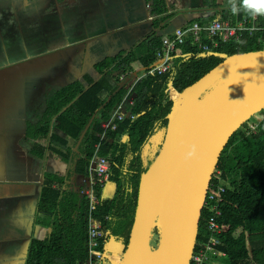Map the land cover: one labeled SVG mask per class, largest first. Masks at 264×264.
Here are the masks:
<instances>
[{
    "label": "trees",
    "instance_id": "16d2710c",
    "mask_svg": "<svg viewBox=\"0 0 264 264\" xmlns=\"http://www.w3.org/2000/svg\"><path fill=\"white\" fill-rule=\"evenodd\" d=\"M57 1L63 3V0ZM210 7L215 10L214 15L199 21L201 28H208L218 17L233 26L253 17L245 9L243 0L238 1L236 13L232 7L221 10L217 9L219 5ZM153 12L156 18L168 15L165 1L154 0ZM257 16V28L264 29V15ZM155 25V30H168L158 23ZM262 34L246 35L230 44L219 43V47L210 53L199 51L188 41L182 48V55L189 54L186 59H174L171 69L162 76L144 78L132 92L133 103L130 99L125 102L129 90L117 74L122 70L126 72L135 62L148 68L155 64L156 54L162 48L156 33L113 57L98 61L93 67L100 76L98 79L85 72L83 81L76 80L52 94L39 126L32 128L29 125L28 137L39 129L35 137L43 145L38 142V156L44 155L45 160L48 151L52 157L66 163L68 170L62 176L49 175L45 181L38 212L43 222L39 220L38 223H43L49 234L43 241H32L25 264H84L88 260V199L79 197L70 185V190L65 189L61 183L73 176L88 179L94 156L110 160L108 185L114 188L115 194L107 198L104 190L97 185L94 187L100 204L93 217L109 236L119 232L131 234L141 179L155 160V157L151 159L155 147L147 148V142L150 139L155 142L159 135H163L164 141L174 107L166 93L168 83L173 82L181 93L226 59L261 52L257 38ZM212 42L205 33L204 43L211 45ZM121 105L124 121L118 122V131L107 132L106 140H102L100 136L105 133L102 124L110 122ZM260 121L255 134L247 133L248 123L234 133L217 165L221 176L215 173L213 177V184L222 185L226 190L222 196V216L218 220L227 229L220 238V250L226 255L224 259H217L220 264H264V117ZM208 217L206 208L200 220L198 246L208 241L205 232ZM160 223L153 233V250L160 241Z\"/></svg>",
    "mask_w": 264,
    "mask_h": 264
},
{
    "label": "crops",
    "instance_id": "0c3cea01",
    "mask_svg": "<svg viewBox=\"0 0 264 264\" xmlns=\"http://www.w3.org/2000/svg\"><path fill=\"white\" fill-rule=\"evenodd\" d=\"M47 1L0 0V264H25L32 241L46 239L49 229L38 223L43 222L38 214L42 189L49 175L62 176L68 170L66 163L48 151L45 160L44 155L38 156V142L43 143L35 137L39 129L28 137V117L33 113L35 119L37 113H44L55 88L83 81L85 72L98 79L93 68L98 61L137 45L153 33L161 39L177 29L199 25L215 11L199 5V0H191L186 12H181V7L173 10V2L164 0L169 13L156 18L154 0H118L121 6L127 4L123 5L126 9L113 5V0L109 8L102 0L100 6L98 0ZM30 11L37 12L40 21L36 24L28 19ZM219 20L224 21L220 17L215 21ZM245 22L257 28L258 16L237 24ZM155 23L168 30H155ZM134 41L137 43L131 46ZM186 56L175 55L171 67L174 59ZM156 64L157 54L152 66ZM149 68L135 62L117 75L130 73L134 77ZM71 180L66 178L61 183L65 189L74 186ZM87 183L88 179L82 177L78 184L86 187ZM80 188L74 190L84 197L79 194ZM130 235L119 232L116 236L120 244L110 249L106 242L108 264H123Z\"/></svg>",
    "mask_w": 264,
    "mask_h": 264
},
{
    "label": "water",
    "instance_id": "95a60500",
    "mask_svg": "<svg viewBox=\"0 0 264 264\" xmlns=\"http://www.w3.org/2000/svg\"><path fill=\"white\" fill-rule=\"evenodd\" d=\"M179 95L161 150L141 179L123 264H191L220 157L234 133L264 109V51L226 59Z\"/></svg>",
    "mask_w": 264,
    "mask_h": 264
},
{
    "label": "built area",
    "instance_id": "2783aa9c",
    "mask_svg": "<svg viewBox=\"0 0 264 264\" xmlns=\"http://www.w3.org/2000/svg\"><path fill=\"white\" fill-rule=\"evenodd\" d=\"M257 32H263V36L257 39V43L264 46V31L253 26H248V23L246 22L233 26L229 21L219 20L213 22L208 28H201L199 25L194 24L189 29H177L171 37L162 35V48L157 53V64L155 66L145 69L146 71L141 75L137 74L134 77H132L130 73L120 75V81L123 82L124 86L129 90L125 102L130 99V102L133 103L134 95H132V92L144 78H147L148 76L158 77L168 72L171 67L172 58L175 55L183 54L182 48L186 46L188 41H191L192 46L198 47L201 52L209 53L211 48L217 49L219 43L230 44L233 41L242 40L246 35L253 37ZM205 33L208 38L213 41L212 47L204 43ZM166 92L169 95V99L175 101L174 94H178V92H176L172 83L167 85ZM122 110L123 106L121 105L111 121L102 124V128H104L105 131V133L100 136L102 140H106L107 132L118 131V122L124 121L125 119ZM252 122L254 123H248L249 125L246 130L248 134L257 133L258 127L261 123L260 120H254ZM110 171L111 162L108 158L94 156L89 166L88 185L79 190V194L87 198L89 202L88 215L86 217L88 236L86 248L88 251V260L84 264H105L108 260L107 254L104 251V246L106 245V242L109 241V234L105 231L104 226L94 219L93 212H95L97 206L100 204V198L98 194H96L94 187L97 185L104 191L108 189L110 187L108 185ZM215 173L216 175L221 176L220 171L216 170ZM225 191L224 186L213 184L212 178V184L209 188L204 207V210L207 208L209 212L205 230L207 236L206 239L208 241L199 246L197 244L191 264H220L217 259H224L226 257L225 253L220 250L222 244L220 238L227 229L218 223V220L222 216L221 203ZM100 246L101 250L99 251L98 249Z\"/></svg>",
    "mask_w": 264,
    "mask_h": 264
},
{
    "label": "rangeland",
    "instance_id": "374dc122",
    "mask_svg": "<svg viewBox=\"0 0 264 264\" xmlns=\"http://www.w3.org/2000/svg\"><path fill=\"white\" fill-rule=\"evenodd\" d=\"M26 1V0H25ZM41 1V0H40ZM81 2L83 1V0H80ZM87 1V0H86ZM114 1V4L113 5H119L118 7L119 8H125V7H123V5L124 6H126L127 4L125 3V4H123L122 6H121V3H118V0H113ZM172 2H173V10H176V9H178V7H181V9L182 10H180L181 12L184 10V12H186V10L189 8V6H190V2H191V0H171ZM238 1L239 0H234V3H235V5H237V3H238ZM98 2H99V6L101 5V0H98ZM111 0H102V4H104V6H106V7H111ZM23 3V2H22ZM175 3V4H174ZM232 4H233V0H199V5H201V6H204V5H210V6H213V5H219L220 6V8L222 9V8H230V7H232ZM136 5H138V6H142V4H136ZM128 7V6H127ZM100 8V7H99ZM126 9V8H125ZM183 12V13H184ZM82 13V12H81ZM81 13H80V15H81ZM183 13H181V15H183ZM37 15V12H35V11H30V16H29V13H27V16H29V18L28 19H30V21L31 22H34V24H36L37 23V21H40L39 20V18L36 16ZM79 15V16H80ZM82 15H83V13H82ZM26 16V17H27ZM75 19H80V18H75ZM81 20V19H80ZM76 23V22H75ZM46 37H47V34H46ZM139 42V41H138ZM135 43H137L136 41H134V43H131L130 42V45L131 46H133ZM87 46V45H86ZM262 49H264V46H262L261 47ZM58 88H55L54 90L55 91H58L57 90ZM176 94V93H175ZM176 96H177V98L179 97L177 94H176ZM43 106H41V108H42ZM37 111H40V109L39 110H37ZM41 111H43V110H41ZM29 114H30V109H29V111H28V116H29ZM34 114L32 113V115L31 116H29L28 117V124L30 125V127H32V128H35V127H38L39 126V124L41 123V119H42V117H43V114L42 113H37V117H35V119L32 117ZM264 117V110H261L260 111V113H258V114H256L255 116H253L251 119H250V121L249 122H247V123H249V124H253L254 122H252V121H254V120H260V119H262ZM38 121H37V120ZM248 124V125H249ZM162 140H163V135H159L158 136V139L155 141V142H153L152 143V140L150 139L148 142H147V148H150V147H155L153 150H154V152H153V154L151 155L152 156V158L151 159H153V157H155V159H156V155H158L157 153H159L160 152V150H161V147H162V144H163V142H162ZM71 182H72V184L74 185L73 186V188L74 189H76L77 190V188H79V187H81V188H84L85 186H80L81 184H78V183H80V182H82V177H80V176H73V177H71ZM105 196L107 197V198H112L113 196H114V194H115V190H114V188L112 187V186H110L108 189H106L105 190ZM154 243V240H152V244ZM118 244H120V242L118 241V239H117V236L114 234V235H112L111 236V239L109 240V241H107V249H110V247H112V246H117ZM105 264H108V262L106 261L105 262Z\"/></svg>",
    "mask_w": 264,
    "mask_h": 264
},
{
    "label": "clouds",
    "instance_id": "9594fccd",
    "mask_svg": "<svg viewBox=\"0 0 264 264\" xmlns=\"http://www.w3.org/2000/svg\"><path fill=\"white\" fill-rule=\"evenodd\" d=\"M243 5H244L245 9L248 10V12L252 16L264 15V0H243ZM232 11H233V13H236L238 11V9L234 3V0H233V4H232ZM178 94H179V92H178Z\"/></svg>",
    "mask_w": 264,
    "mask_h": 264
},
{
    "label": "bare ground",
    "instance_id": "6f19581e",
    "mask_svg": "<svg viewBox=\"0 0 264 264\" xmlns=\"http://www.w3.org/2000/svg\"><path fill=\"white\" fill-rule=\"evenodd\" d=\"M178 96L180 97V95H178ZM179 97L177 98L176 94H174V99L176 100V102L179 100Z\"/></svg>",
    "mask_w": 264,
    "mask_h": 264
},
{
    "label": "flooded vegetation",
    "instance_id": "af4514ba",
    "mask_svg": "<svg viewBox=\"0 0 264 264\" xmlns=\"http://www.w3.org/2000/svg\"><path fill=\"white\" fill-rule=\"evenodd\" d=\"M215 85H216V83L213 85V87H214ZM213 87H212V88H213ZM153 233H154V232H153Z\"/></svg>",
    "mask_w": 264,
    "mask_h": 264
}]
</instances>
